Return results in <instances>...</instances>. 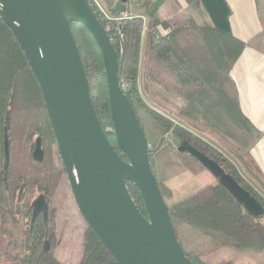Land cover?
<instances>
[{
	"label": "trees",
	"instance_id": "1",
	"mask_svg": "<svg viewBox=\"0 0 264 264\" xmlns=\"http://www.w3.org/2000/svg\"><path fill=\"white\" fill-rule=\"evenodd\" d=\"M88 1L116 47L120 76L128 81L125 92L142 126L143 118L155 122L163 130L158 144L148 140L149 156L163 149L172 135L181 141V145L188 147L181 151L179 145L177 151L180 162L187 170L194 174L204 171L200 154L218 164L263 207L260 214L245 211L242 202L225 185L220 190L207 185L169 203L167 199L172 196V190L158 180L186 255L195 264H209L205 257L224 241L237 249L264 250V200L220 151L175 123V120L160 114L143 99L138 86L143 18L117 16L122 13L115 10L120 0H101L115 14L114 19L108 18L94 0ZM137 1L140 9L147 14L151 12L154 0ZM185 1L191 8H200L201 0ZM162 5L172 16L175 27L172 29L168 21H162L157 16L148 22L144 63L147 92L153 101L163 105H168L170 101L168 94L173 95L181 101L179 117L202 126L221 141L246 152L258 139L259 131L241 109L231 72L246 45L264 51V31L245 42L209 23L197 24L194 17L180 11L173 0H164ZM71 27L101 125L104 129L113 127L101 51L83 24L72 22ZM107 136L127 159L119 149L114 134L107 132ZM6 137L9 157L5 151ZM38 140L41 142V159L35 158ZM52 144L57 145L41 87L14 33L0 16V211L12 215L13 208L20 209L17 213L24 224L15 238V244L21 248L16 258L25 264H118L88 225L81 261L67 263L58 258L56 246L59 233L51 198L66 171L60 154L61 168L48 163L53 152ZM27 147L30 152L33 150L32 157L42 168L38 176L28 170L27 156L23 157L24 163H19L20 151ZM47 165H51L48 170L45 169ZM128 187L140 211L146 216L138 188L132 182H128ZM20 189L23 193L18 196ZM35 189L45 194L49 204L46 221L32 220ZM224 264L236 263L228 261Z\"/></svg>",
	"mask_w": 264,
	"mask_h": 264
},
{
	"label": "water",
	"instance_id": "2",
	"mask_svg": "<svg viewBox=\"0 0 264 264\" xmlns=\"http://www.w3.org/2000/svg\"><path fill=\"white\" fill-rule=\"evenodd\" d=\"M129 1L120 0L115 10L124 13ZM0 16L14 33L41 87L71 191L89 228L118 264H195L178 238L150 162L145 130L122 87L116 47L89 1L0 0ZM72 22L83 24L101 51L113 127L101 125ZM107 132L114 134L127 159ZM179 149L188 147L182 144ZM5 151L9 157L8 137ZM41 155L38 140L35 158ZM219 174L239 201L249 198L257 214L263 212L256 198L222 168ZM128 182L138 188L146 216ZM41 212L46 221L49 204L45 194L34 200L32 220Z\"/></svg>",
	"mask_w": 264,
	"mask_h": 264
},
{
	"label": "rangeland",
	"instance_id": "3",
	"mask_svg": "<svg viewBox=\"0 0 264 264\" xmlns=\"http://www.w3.org/2000/svg\"><path fill=\"white\" fill-rule=\"evenodd\" d=\"M94 1L98 3L99 8L101 7L104 13H106L109 17H113L115 15L103 5L101 0ZM259 1L261 4L263 3V0ZM135 2H137V0H132L130 4L133 6ZM116 15L123 16L124 14L119 13ZM128 15L144 16V12L133 11ZM157 16L162 21L164 20L161 15ZM195 17H197V14ZM147 19L148 17L146 20ZM168 23L170 27L174 29V22L172 20H168ZM147 31L148 26L147 29L143 28L144 44L142 43L141 47V61L138 72V86L143 99L160 114L175 120V123H178L185 129L191 131V133L200 137V139L208 145L215 147L223 154L224 157L234 163V165L235 163L239 165L240 161L238 160V155L244 154L245 152L221 141L202 126L179 117L178 111L181 107L180 100L171 94H168L170 98V101L167 102L168 105L159 104L152 100L150 94L147 92V88L145 87L144 63L145 39ZM155 38H157V36H155ZM125 81L128 83L126 79ZM142 123L148 140L154 144H158L163 137V130H161V127L155 122H151L150 120H145L143 118ZM179 145H181V141L170 135L169 143L159 152H154L150 157V162L157 179L168 185L172 190V196L167 199L169 203L181 200L207 185L213 186L217 190H220L221 186H224V184L227 185L224 177L219 174L221 167L203 156H200V159L205 166L203 172L194 174L187 170L180 162L177 152ZM21 150L19 163H24V158L27 156L28 163L26 165L30 166L28 170L31 173H34L35 176H38L39 172L41 173L42 168L39 163L33 159V150L30 152L28 147ZM52 151V156L49 158L48 163H52L58 168H61L57 145L52 144ZM50 168L51 165L45 166L46 170ZM231 178L233 182H236L233 177ZM254 191L264 200V198L256 190ZM22 193L23 190L20 189L17 195L21 196ZM39 194V190L35 189L32 200L36 199ZM243 197L245 196L243 195ZM241 199L243 209L245 211H249L254 214L259 212V210L251 204L249 198L246 200L243 198ZM51 207L56 209L55 221L57 231L59 233V243L56 246V254L58 258L64 262L78 263L81 261L83 256V241L84 234L87 229V223L78 209L68 182L67 174H63L60 179L56 194L51 198ZM18 209V207L13 208L12 215L0 211V264H25L16 258V255L21 253V248L19 245L15 244V238H17L21 230H23L24 224V221L19 219L20 214L17 213ZM205 258L209 264H224L228 261H234L236 264H264V250L256 251L237 249L232 247L230 243L224 241L219 243L213 252Z\"/></svg>",
	"mask_w": 264,
	"mask_h": 264
},
{
	"label": "crops",
	"instance_id": "4",
	"mask_svg": "<svg viewBox=\"0 0 264 264\" xmlns=\"http://www.w3.org/2000/svg\"><path fill=\"white\" fill-rule=\"evenodd\" d=\"M163 1L154 0L149 14L139 8L138 1L134 3V8L131 4L127 5L123 14L144 12L141 17L144 21L143 28L146 29L149 20L157 15H161L165 21L174 22L162 5ZM173 1L180 11L193 16L197 24L209 23L245 42L264 31V0L262 4L259 0H201L199 9L189 7L185 0ZM102 3L107 7L106 3ZM142 43L144 44V36ZM146 43L147 35L145 52ZM231 75L236 84L241 109L259 131L255 143L244 154L238 155L240 166L236 163L235 166L245 181L264 198V51L246 45L233 66Z\"/></svg>",
	"mask_w": 264,
	"mask_h": 264
},
{
	"label": "built area",
	"instance_id": "5",
	"mask_svg": "<svg viewBox=\"0 0 264 264\" xmlns=\"http://www.w3.org/2000/svg\"><path fill=\"white\" fill-rule=\"evenodd\" d=\"M98 5V3H97ZM99 6V5H98ZM100 9L102 10V12L104 13L103 9L100 7ZM108 18H112L114 19V17H109L106 13H104ZM124 17H131L130 15L128 14H124ZM121 83H122V87L124 89V91H126L128 89V83L125 81V79L121 78Z\"/></svg>",
	"mask_w": 264,
	"mask_h": 264
},
{
	"label": "flooded vegetation",
	"instance_id": "6",
	"mask_svg": "<svg viewBox=\"0 0 264 264\" xmlns=\"http://www.w3.org/2000/svg\"><path fill=\"white\" fill-rule=\"evenodd\" d=\"M39 219H41V220L44 219V218H43V213H42V212L36 217L35 220H39ZM35 220H34V221H35Z\"/></svg>",
	"mask_w": 264,
	"mask_h": 264
}]
</instances>
